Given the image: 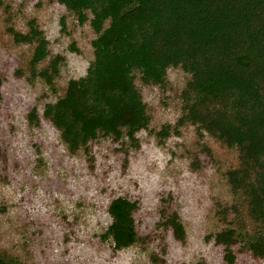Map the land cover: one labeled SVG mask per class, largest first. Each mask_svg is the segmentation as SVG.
Instances as JSON below:
<instances>
[{
  "label": "rangeland",
  "instance_id": "1",
  "mask_svg": "<svg viewBox=\"0 0 264 264\" xmlns=\"http://www.w3.org/2000/svg\"><path fill=\"white\" fill-rule=\"evenodd\" d=\"M90 19L88 13L80 25L56 0H0V256L11 264H227L214 236L228 227L252 235L258 227L227 182L238 150L207 134L200 138L191 125L173 133L188 74L168 69L165 89L135 80L150 116L136 147L126 137L99 134L69 154L42 118L44 106L64 97L68 82L84 77L93 61ZM32 24L48 42L34 72L35 44H17L10 33L26 34ZM56 56L63 58L58 75L46 84L35 74ZM32 108L38 121L28 120ZM164 126L172 128L163 138ZM119 197L137 203L133 217L144 242L114 251L103 235L111 223L108 205ZM173 213L182 241L163 225ZM233 264L264 261L236 253Z\"/></svg>",
  "mask_w": 264,
  "mask_h": 264
},
{
  "label": "trees",
  "instance_id": "2",
  "mask_svg": "<svg viewBox=\"0 0 264 264\" xmlns=\"http://www.w3.org/2000/svg\"><path fill=\"white\" fill-rule=\"evenodd\" d=\"M56 2L80 25L89 13L96 34L85 76L70 80L64 97L46 104L42 114L68 153L85 149L99 134L114 141L126 137L136 147L135 135L147 129L150 116L135 80L165 89L167 70L180 68L189 75L179 95L181 113L174 127H162L158 136L168 137L171 128L178 135L180 127L191 125L200 138L207 134L238 150L239 165L227 172V182L231 193L244 199L258 228L249 235L228 227L214 242L224 248L227 264L234 263L236 253L264 261V0ZM10 33L17 44H35L33 71L47 57V40L33 24L26 34ZM62 60L54 57L35 76L51 84ZM28 120L38 121L36 108ZM137 208L136 202L122 197L109 203L111 223L103 238L111 240L114 251L144 242L135 227ZM163 225L177 240L184 239L177 213L167 216ZM0 264L11 262L0 256Z\"/></svg>",
  "mask_w": 264,
  "mask_h": 264
}]
</instances>
